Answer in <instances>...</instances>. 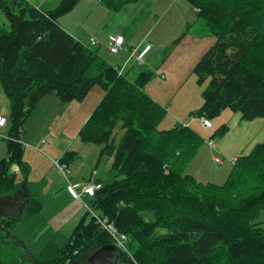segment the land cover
I'll return each instance as SVG.
<instances>
[{
  "label": "trees",
  "instance_id": "1",
  "mask_svg": "<svg viewBox=\"0 0 264 264\" xmlns=\"http://www.w3.org/2000/svg\"><path fill=\"white\" fill-rule=\"evenodd\" d=\"M80 1L60 0L54 10L43 12L26 0H0V15L8 24L0 28V83L10 102L0 196L26 181L9 171L16 165L24 179L28 174L18 141L41 99L55 94L61 104L80 102L100 87L104 95L78 135L112 157L116 178L111 183L95 179L101 188L87 199L99 217L126 235L132 264H264V233L255 221L264 212V142L236 158L222 185L184 174L201 138L182 124L156 128L164 112L144 91L151 72L131 79L59 26V17ZM136 1L99 3L117 13ZM187 1L216 39L194 68L199 83L209 80L197 116L211 120L230 109L247 121L264 117V0ZM118 130L123 135L117 144ZM68 154L60 162L66 164ZM25 196L27 209L22 217L4 221L5 230L40 213L39 200ZM86 216L89 221L83 218L63 246L48 243L37 255L30 253L34 264H69L96 246L113 245ZM22 255L18 264H30Z\"/></svg>",
  "mask_w": 264,
  "mask_h": 264
},
{
  "label": "rangeland",
  "instance_id": "2",
  "mask_svg": "<svg viewBox=\"0 0 264 264\" xmlns=\"http://www.w3.org/2000/svg\"><path fill=\"white\" fill-rule=\"evenodd\" d=\"M26 1L34 3L33 0ZM78 3L73 9H79L84 0ZM114 15V23H125L122 34L126 49V46L129 49L136 48L141 40L142 45L137 48L141 50L149 46L151 49L141 65L134 59L125 74L133 79L141 71L151 72L152 77L144 91L164 112L156 128L168 130L182 124L190 126L201 138L184 174L193 176L203 184H224L232 168L231 160L248 154L255 145L264 142V117L247 121L242 119L240 113L224 109L210 120L212 129L201 127L196 113L202 107V93L209 80L199 83L194 68L215 44V36L198 18L197 11L187 0H137L125 5ZM7 27V22L1 16L0 28ZM90 48L95 50L97 47L90 45ZM103 95L102 88L95 87L82 101L61 104L56 95L51 94L41 99L23 123L22 161L27 166L28 174L25 179L23 172H17L15 176L19 181L26 180L30 195L40 197L42 209L35 218L28 222H16L9 231L33 255H37L48 243L63 246L83 218L85 222L89 221V216L85 217L87 209L83 205L73 211L64 223L55 220V215L68 202L67 195L73 198L69 185L74 186L75 172L79 173L76 191L91 179L90 174L93 173L95 179L104 183H111L116 178V172L111 168L112 157L101 154L100 145L88 139L83 140V134L78 135ZM9 114L10 102L0 83V116L8 119ZM192 117H195L194 122H191ZM222 127L220 132L214 134ZM9 130L10 124L0 129V161L7 157ZM122 135L123 131L118 130L117 144ZM40 138H46V144L41 145V148L38 146ZM209 141L213 142L212 148L208 145ZM51 146L63 154L67 150L71 153L66 156L67 164L57 159L49 150ZM26 149H29L27 154ZM214 159L221 163H216ZM61 168L66 175L61 172ZM9 172L12 173V170ZM83 200L89 206V200L86 197ZM255 221L260 223L264 233V212ZM4 236L0 230V261L3 264H18L23 251Z\"/></svg>",
  "mask_w": 264,
  "mask_h": 264
},
{
  "label": "crops",
  "instance_id": "3",
  "mask_svg": "<svg viewBox=\"0 0 264 264\" xmlns=\"http://www.w3.org/2000/svg\"><path fill=\"white\" fill-rule=\"evenodd\" d=\"M33 2L34 3H31V5H33L37 9L43 12H50L58 6L60 0H49L47 2H41L40 0H33ZM114 14L115 13H111L105 7L101 6L99 4V0H96L95 2L93 0L90 1L84 0V3L80 5L79 9H73L69 13L59 17L58 24L65 32H67L75 40L81 42L86 47L89 46L90 48L89 38L92 36L95 37L97 41V44L95 45V47L97 48L95 50L99 53V55L103 59H105L110 66L114 67L115 69H119V70L122 69L125 73L130 63L135 59L134 57H131V50L134 47H131L129 49V47L126 46L127 49L126 48L122 49L117 54L109 53L108 48L110 43V39H109L110 36L121 37L123 40L124 47L126 45L125 44L126 40L122 34L125 23L122 25H118L114 23V19H115ZM141 42L142 40L139 41L136 45L137 46L140 45ZM150 51L151 49L146 53L145 57L149 54ZM41 139L42 138H40L38 142ZM28 150L29 149H26V154L29 152ZM49 150L53 152V154L57 157V159H59V161L62 159L63 152L55 149L53 146L49 147ZM78 175L79 173L75 172L76 180L73 181V185H78V180H77ZM59 196L60 195L56 196V198ZM67 198H68V202L66 203V206L60 212H58V214L55 215L56 216L55 220L59 223H64L66 220H68L72 215L73 211H77V209L80 207V204L76 202L75 199H73L70 194L67 195ZM36 199L39 200L40 197L37 196Z\"/></svg>",
  "mask_w": 264,
  "mask_h": 264
},
{
  "label": "built area",
  "instance_id": "4",
  "mask_svg": "<svg viewBox=\"0 0 264 264\" xmlns=\"http://www.w3.org/2000/svg\"><path fill=\"white\" fill-rule=\"evenodd\" d=\"M109 39H110V43H109L108 51L110 54H117L119 51L124 49L123 40L121 37L110 36ZM89 43L90 45H96L97 41L95 37H90ZM149 49H150L149 46L144 47V49H142L141 51L139 50V48H134L131 50V57H134L136 61L141 65L143 63V58L145 54L149 51ZM0 121H2V123H0V128H3L7 125V121L5 118L0 117ZM199 122L204 129H210L212 127L211 122L205 118H199ZM18 143H21V141H18ZM44 144H46V138H43L39 141V145H38L39 148H41V145ZM208 145L210 148H212L213 142L209 141ZM214 161L219 164L221 163V161H219L218 159H214ZM231 162L234 161L231 160ZM56 164L58 163L56 162ZM11 170L12 172H17L18 168L16 166H13ZM61 172L64 175H66L63 168H61ZM78 187L79 185H74V186L69 185V190L71 191L73 199H75V201H77L80 205H83L87 209V212L91 215V217L94 218V220L99 225V227L110 236L113 242V246L119 252L127 255L128 259L134 263V260L127 247L128 238L126 237V235L118 232L111 223H108L106 218L99 217V215L94 211V209L88 206L83 200V197H87V198L93 197L95 192L101 188V184L97 183L95 180V173L92 174L90 181L82 184L79 190L76 191L75 188Z\"/></svg>",
  "mask_w": 264,
  "mask_h": 264
},
{
  "label": "water",
  "instance_id": "5",
  "mask_svg": "<svg viewBox=\"0 0 264 264\" xmlns=\"http://www.w3.org/2000/svg\"><path fill=\"white\" fill-rule=\"evenodd\" d=\"M24 190L16 193L12 196H5L0 198V230L14 241L23 253L26 255L30 264H34L30 252L24 248L21 241H18L10 231H6L2 228V218H16L21 215L20 207L22 202L25 200ZM69 264H132L131 262L125 261L122 258V254L113 245H99L89 251L86 255L81 257L79 260L73 261Z\"/></svg>",
  "mask_w": 264,
  "mask_h": 264
},
{
  "label": "flooded vegetation",
  "instance_id": "6",
  "mask_svg": "<svg viewBox=\"0 0 264 264\" xmlns=\"http://www.w3.org/2000/svg\"><path fill=\"white\" fill-rule=\"evenodd\" d=\"M21 190H24V195L25 193H27L29 196H30V193L28 192V189H27V185L25 184V182H22V184L20 185V188L19 190L15 191L14 193H7L5 195H1L0 198H4L5 196H12L16 193H19ZM29 203L28 201L25 199L23 202H22V205L20 207V211H21V214L27 209ZM1 218V216H0ZM13 218L11 217H7V218H2V222L4 223V221L6 222V224L10 223L12 221ZM4 229V228H3ZM5 230V229H4ZM7 231V230H6ZM19 247V246H18Z\"/></svg>",
  "mask_w": 264,
  "mask_h": 264
},
{
  "label": "snow or ice",
  "instance_id": "7",
  "mask_svg": "<svg viewBox=\"0 0 264 264\" xmlns=\"http://www.w3.org/2000/svg\"><path fill=\"white\" fill-rule=\"evenodd\" d=\"M0 123H2V121H0Z\"/></svg>",
  "mask_w": 264,
  "mask_h": 264
}]
</instances>
